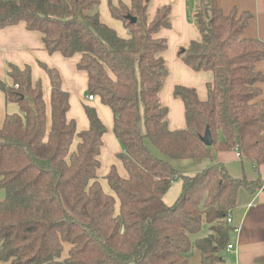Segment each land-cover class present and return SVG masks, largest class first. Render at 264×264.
<instances>
[{
  "label": "trees",
  "instance_id": "16d2710c",
  "mask_svg": "<svg viewBox=\"0 0 264 264\" xmlns=\"http://www.w3.org/2000/svg\"><path fill=\"white\" fill-rule=\"evenodd\" d=\"M146 1L131 0V8L109 4L111 16L127 30L128 37H121L99 19V0H0V28L24 22L41 34L46 51L80 54L76 65L87 74L86 94L111 109L112 131L122 147L118 158L127 171L122 178L112 165L105 179L113 194L104 192L97 170L106 128L97 110L83 105L89 127L76 131L66 117L69 95L57 70L43 66L51 85L48 118L41 82L32 81L29 66L9 64L13 83L1 81L0 89L19 112L0 123L1 262L190 264L196 252L198 264H224L231 238L225 219L237 192L254 193L263 184L232 177L219 163L181 174L169 159L235 150L254 169L264 164V98L257 86L264 75L255 67L264 60V42L243 36L248 12L224 13L217 0H196L192 17L200 38L177 56L213 77L205 100L195 88L173 87L185 126L171 129L159 97L168 73L160 55L167 41L156 36L171 26L170 5L157 8L149 21ZM206 128L210 146L201 139ZM146 140L168 158L156 157ZM175 178L181 180L177 199L148 213ZM203 227L206 233L197 236Z\"/></svg>",
  "mask_w": 264,
  "mask_h": 264
},
{
  "label": "crops",
  "instance_id": "0c3cea01",
  "mask_svg": "<svg viewBox=\"0 0 264 264\" xmlns=\"http://www.w3.org/2000/svg\"><path fill=\"white\" fill-rule=\"evenodd\" d=\"M217 1L218 8L224 13L237 9L252 15L248 26L244 29L243 36L250 39L256 38L264 42V0ZM118 3L126 4L129 8L132 6L131 0H99V19L111 27L119 36L128 37L123 22L120 19L113 18L110 14L109 4L117 6ZM146 4V18L149 21L154 16L157 8L165 4L170 5L169 18L171 26L160 29L156 34L157 37H164L167 41V48L160 55L166 62L168 73L159 97L161 104L168 107L167 121L169 127L180 129V127L185 126L184 106L180 99L174 98L173 87L181 84L195 88L198 97L205 100L207 97L206 84L213 77L210 71L190 69L182 62L180 56H177L181 47H186L192 39L200 38L192 17L196 0H147ZM79 57V53L66 57L59 52L50 53L46 51L41 34L34 30H27L24 22L0 28V83L1 81L7 85L13 83L7 73L9 64L21 68L29 66L32 81L36 82L38 80L41 82L45 109L49 118L51 85L43 66L56 69L61 80L60 87L69 95V110L66 117L68 120L74 121L76 131L87 130L89 127L83 105L93 106L105 125L106 131L102 135V145L98 155L97 175L99 182L100 178H105L112 165L116 167L119 176L126 177L127 171L118 158V155L122 153V147L112 131V111L107 105H103L98 98L91 101L85 98L84 91H86L88 79L86 72L78 69L76 65ZM255 67L264 75V60L256 62ZM257 86L261 89L260 97L264 98V80L258 82ZM17 112H19L18 104L7 101L0 89V123L3 122L6 114ZM74 139L73 149L79 141L78 137ZM145 145L156 157L161 158L153 144L155 149L148 147L146 143ZM170 163L181 174H193L196 171L205 169L211 163H219L225 167L232 177L241 178V176H245V178L252 181L260 179L264 186V164L254 169L253 163L244 157H238L235 150L213 151L210 158L170 159ZM107 186H109L108 182ZM237 193L236 205L231 211V215L233 223L240 225L241 230L236 239V249H225L223 251L224 264H264V189L260 187L254 193H251L241 188ZM2 198L3 191L0 188V199ZM162 204H164L163 201L157 197L149 207L148 213L153 214L161 208ZM230 237V239L235 238L231 233ZM194 253L190 264L199 263V254ZM0 264L5 263L0 261Z\"/></svg>",
  "mask_w": 264,
  "mask_h": 264
},
{
  "label": "rangeland",
  "instance_id": "374dc122",
  "mask_svg": "<svg viewBox=\"0 0 264 264\" xmlns=\"http://www.w3.org/2000/svg\"><path fill=\"white\" fill-rule=\"evenodd\" d=\"M164 83H165V81H164ZM164 83H163V86H164ZM162 89H163V87H162ZM84 94H86V91H84ZM87 95L88 94H86V97H85L86 99H87ZM145 143L147 144L148 147H150V148L152 147V148L155 149V147L152 145V143H150L148 140H146ZM155 150L158 151L157 149H155ZM158 153L160 154L159 157L164 158V159L168 158L167 155L165 156L160 151H158ZM100 182H101V187L103 188V190L105 192H107V193L109 192V193L112 194L111 189L109 188V186H107V182H105V178H100ZM180 190H181V180H179V178H175L172 181V183H171L170 187L168 188L167 192L164 193V194H158V197L160 198V200L163 201V203L165 205H169V204L173 203L177 199V197L179 196ZM205 233H206V229H205V227H203V229L198 233L197 236L203 235ZM68 248H69V245L67 243H65V249H64V251L62 253V257L66 256ZM9 261H8V263H9Z\"/></svg>",
  "mask_w": 264,
  "mask_h": 264
},
{
  "label": "built area",
  "instance_id": "2783aa9c",
  "mask_svg": "<svg viewBox=\"0 0 264 264\" xmlns=\"http://www.w3.org/2000/svg\"><path fill=\"white\" fill-rule=\"evenodd\" d=\"M16 86H17V85H15V88H16ZM94 98H95V97H94L93 94L87 95V99H88L89 101L93 100ZM236 155H237L238 157L241 156V154H240L238 151H236ZM225 222L228 223V224H230V226H231L230 233L233 235V237H235V238L229 240V242H228V244L226 245V248H225V249H226V250H229V249H233V250H235V249H236V245H235V244H236V239L238 238L237 236H238V234H239V232H240V230H241V226H240V225H235V224L233 223V219H232L231 212H229V213L227 214V217H226V219H225Z\"/></svg>",
  "mask_w": 264,
  "mask_h": 264
},
{
  "label": "water",
  "instance_id": "95a60500",
  "mask_svg": "<svg viewBox=\"0 0 264 264\" xmlns=\"http://www.w3.org/2000/svg\"><path fill=\"white\" fill-rule=\"evenodd\" d=\"M130 19L132 22L135 20L134 17H132ZM201 139L204 142V144L207 146H210V144L212 143V135H210L208 128L205 129V132H204L203 136L201 137Z\"/></svg>",
  "mask_w": 264,
  "mask_h": 264
}]
</instances>
